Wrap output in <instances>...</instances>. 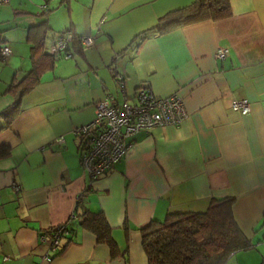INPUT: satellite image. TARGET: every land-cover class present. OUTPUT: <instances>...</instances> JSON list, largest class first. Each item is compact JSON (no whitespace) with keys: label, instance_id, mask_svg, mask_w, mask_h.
Instances as JSON below:
<instances>
[{"label":"crops","instance_id":"0c3cea01","mask_svg":"<svg viewBox=\"0 0 264 264\" xmlns=\"http://www.w3.org/2000/svg\"><path fill=\"white\" fill-rule=\"evenodd\" d=\"M195 1L72 0L68 6L11 0L0 6V31L7 28L1 36L12 50L0 64V111L16 97L7 92L12 82L32 69L37 35L31 24L45 18L35 17L37 4L55 6L46 16L45 52L52 53L67 28L93 40L84 55L46 66L41 82L23 96L14 129L0 132V151L10 147L0 157V264H149L143 228L171 212L205 211L226 197L236 199L237 222L251 242L227 264H264V0H230L223 18L156 33L128 49L166 13ZM220 49L229 50L226 58H217ZM140 87L160 98L178 94L189 116L132 137L115 170L91 179L76 131L94 121L95 101L108 94L132 101ZM235 100H248L251 112H235ZM82 194L89 209L104 211L122 253L114 256L79 225ZM8 203L19 205L20 214L8 212ZM71 216L75 234L48 263L40 236Z\"/></svg>","mask_w":264,"mask_h":264},{"label":"trees","instance_id":"16d2710c","mask_svg":"<svg viewBox=\"0 0 264 264\" xmlns=\"http://www.w3.org/2000/svg\"><path fill=\"white\" fill-rule=\"evenodd\" d=\"M71 1L63 0V5L69 6ZM230 9V0H196L189 6L166 13L159 19L156 26L137 34L128 49L132 48L136 50L139 44L156 33L158 35L164 34L198 22L223 18L229 14ZM49 10V6L47 5L41 15V17L44 15L45 18H40L42 19L41 22L31 28V32L37 35L36 42L31 46L32 69L24 79L20 81L14 80L8 88L9 92L15 96L19 91H23L25 95L34 90L41 82V77L45 72L46 66L51 65V67L55 68L58 60L65 59L61 55L54 54L53 50L52 53L45 52L46 35L51 29L46 17L49 14ZM20 12L21 14H26L25 11ZM1 29L0 36L7 28L5 26L1 27ZM70 30L72 29L67 28L59 32V39L67 34H72L73 39L67 46V51L71 54L70 58L75 54L84 55L85 48L88 47L84 44V41L90 37L78 36L74 32L70 33ZM4 46L8 45H6V40L1 36L0 51ZM9 57L6 58L0 53V64L4 63ZM122 80L123 78L118 77L117 81L121 82ZM119 85L121 88L122 83H119ZM143 89L148 91L147 88L140 87L137 89L136 95ZM122 90L124 92V87ZM124 97L131 101L126 94ZM135 101L136 97L132 102ZM20 112L21 103L12 104L0 111V132L14 129L13 126ZM84 145V143L80 145V141L78 142L79 151L84 150ZM9 152L10 147L5 145L4 149L0 151V157L7 156ZM116 166L107 175L114 171ZM105 176L94 178V180ZM235 202L236 199L234 197L213 199L209 208L205 211L171 212L164 221L151 222V224L143 228V246L147 253L149 264H227L235 253L251 247L250 240L243 233L237 222L234 212ZM72 216L66 223L53 227L40 236L42 238L46 235H53L62 228L68 231V235H65L67 237L63 244V249L55 255L62 254L64 249H66L65 246L73 238L76 231V228L73 226L75 217H78L79 225L96 235L98 242L107 245L114 256L122 253L119 244L115 240L113 228L106 214L103 210L93 211L89 209L84 203V194L80 195L78 199L75 217ZM41 238L40 242L44 244ZM125 254L126 252L123 253V255Z\"/></svg>","mask_w":264,"mask_h":264},{"label":"built area","instance_id":"2783aa9c","mask_svg":"<svg viewBox=\"0 0 264 264\" xmlns=\"http://www.w3.org/2000/svg\"><path fill=\"white\" fill-rule=\"evenodd\" d=\"M10 1L0 0V6L9 4ZM72 39V34L58 39L53 53L69 59L71 54L67 51V46ZM84 44L89 47L93 45V40L89 38ZM0 53L7 58L12 50L9 46H4ZM228 54V49H220L217 58L224 59ZM94 105V121L75 133L80 145L85 144L84 150H80L81 164L93 178L107 175L126 157L130 149L129 139L132 137L156 127L177 126L189 116L186 105L178 94L160 98L145 89L137 93L135 102L126 97L120 101L114 95L108 94L95 101ZM232 109L246 115L251 112V105L248 100H235ZM65 235H68V231L62 228L53 235L41 238L42 243L49 249L45 258L48 263L52 262L51 257L63 249L67 237Z\"/></svg>","mask_w":264,"mask_h":264},{"label":"rangeland","instance_id":"374dc122","mask_svg":"<svg viewBox=\"0 0 264 264\" xmlns=\"http://www.w3.org/2000/svg\"><path fill=\"white\" fill-rule=\"evenodd\" d=\"M54 5V4H53ZM55 6H50V9H52V8H54ZM46 9V6L45 7H41L40 5H36V7H35V12H37V15H35V17L36 18H39L40 17V15H42L41 14V12H43L44 10ZM50 12H52L51 10H50ZM21 15H24V14H21ZM54 16H57L58 15V11L56 10V11H54V14H53ZM40 23V22H39ZM31 26L33 27V26H37V23L36 24H31ZM28 28H30V26L28 25L27 26ZM50 45L51 44H49V47H50ZM20 47V46H19ZM22 60L19 58V62H21ZM60 63V61L58 62V64ZM19 67L21 66V63L18 65ZM13 70L12 69H10V68H8L7 69V71H6V76H5V78L7 79V80H9L8 82H7V85H9V82H10V80H11V78L13 77ZM12 76V77H11ZM6 83V82H5ZM10 87V86H9ZM9 90H7V92H8ZM15 101V98H14V100H13V102ZM187 108V107H186ZM4 176V175H3ZM8 205H13V206H8V212H10V211H12V212H17V214H20V207H19V205H17V206H15V204L14 203H8Z\"/></svg>","mask_w":264,"mask_h":264},{"label":"water","instance_id":"95a60500","mask_svg":"<svg viewBox=\"0 0 264 264\" xmlns=\"http://www.w3.org/2000/svg\"><path fill=\"white\" fill-rule=\"evenodd\" d=\"M62 2H63V0H62ZM61 2V0H60V3H62ZM48 4L47 3H45V6H47ZM24 92L23 91H19L18 92V94L16 95V97H15V101L13 102V104H20L21 103V101H22V98H23V94ZM91 124V123H90ZM93 177L91 176V179H92ZM92 186H93V184H92Z\"/></svg>","mask_w":264,"mask_h":264}]
</instances>
